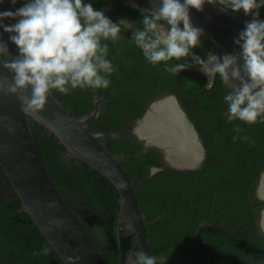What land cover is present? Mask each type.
<instances>
[{
    "label": "trees",
    "instance_id": "trees-1",
    "mask_svg": "<svg viewBox=\"0 0 264 264\" xmlns=\"http://www.w3.org/2000/svg\"><path fill=\"white\" fill-rule=\"evenodd\" d=\"M26 2L29 0H16L15 4L4 0L7 11L13 12ZM84 2L91 3L95 10H103L113 22L123 18L142 28L140 9L132 4L126 6L125 0ZM259 11V19L264 20V7ZM230 12L237 14L233 21L241 31L252 19L241 15L243 11ZM10 21L16 23L14 19ZM121 35L122 40L107 42L108 59L117 69L109 77L108 89H76L68 95L56 90L53 93L76 118L93 112L95 95L104 101L98 115L87 123V129L93 134H103L99 140L120 158L132 180L141 211L152 222L146 225L152 252L157 257L162 253L168 256L167 264L183 263L195 253L196 229L218 216L217 225L228 233L213 227L202 231L203 253L199 264H264V239L256 231L248 230L249 226L242 223L239 231L243 237L237 239L243 198L250 183L256 181L258 165L264 163V123L249 125L240 120L229 123L224 96L230 89L219 76L207 88L204 78L192 72V67L173 75L165 71L163 63L153 65L145 59L141 49L130 42L132 30L122 31ZM202 39L203 46L192 51L205 59L213 50V42ZM167 91L176 92L184 102L206 144L207 159L191 175L162 171L149 176V167L160 163L159 156L142 151V142L129 136L110 137V132L122 130L124 125L143 115L148 96ZM193 98L195 102L191 103ZM30 123L59 190L105 260L119 264L117 228L121 201L117 187L88 162L70 155L67 146L42 123L33 117ZM21 208V198L0 164V264H65L31 216ZM129 243L132 251L141 250L136 236ZM45 247L49 249L47 255H32Z\"/></svg>",
    "mask_w": 264,
    "mask_h": 264
},
{
    "label": "clouds",
    "instance_id": "clouds-1",
    "mask_svg": "<svg viewBox=\"0 0 264 264\" xmlns=\"http://www.w3.org/2000/svg\"><path fill=\"white\" fill-rule=\"evenodd\" d=\"M11 2L15 4L16 0ZM206 4L225 12L243 11L252 17L234 41L241 49L240 55L221 56L210 51L205 60L192 51L203 46L205 34L193 25L190 10L203 11ZM262 7L264 0H152L151 7L140 10L139 28L123 18L113 22L103 10H95L84 0H29L14 12H0V27L11 34L10 40L19 50V55L12 57L7 43L0 38V67L13 74L11 81L0 74V94L17 96L21 110L39 118L53 90L68 95L76 89H108L109 77L117 69L108 59L107 42L116 43L124 38L122 31L132 30L130 42L141 49L149 63H163L165 71L173 75L199 66L208 77L207 88L219 76L230 89L224 96L229 123H264V20L259 19ZM4 19H14L16 23L6 25L2 23ZM171 61L178 63L170 64ZM257 196L264 201V191ZM259 216V227L264 231V209ZM52 223L58 225L59 221ZM48 252L45 247L32 255ZM168 260L163 253L157 257L130 250L126 264H167Z\"/></svg>",
    "mask_w": 264,
    "mask_h": 264
},
{
    "label": "water",
    "instance_id": "water-1",
    "mask_svg": "<svg viewBox=\"0 0 264 264\" xmlns=\"http://www.w3.org/2000/svg\"><path fill=\"white\" fill-rule=\"evenodd\" d=\"M125 2L126 5L135 4L140 10L152 6V0H125ZM155 2L158 3L159 0ZM4 11H7V8L4 0H0V12ZM235 16L237 14L222 11L213 4H206L203 11H197L194 8L190 10L193 25L204 30L205 38L211 40L223 54L240 55L241 49L234 43L241 31L233 21ZM2 23L12 25L10 19H4ZM10 35L0 27V38L7 43L11 56L16 57L19 55V50L10 40ZM240 62L243 63V60L241 59ZM0 74L7 76L11 81L13 74L6 69L0 67ZM27 94H31L30 89ZM171 101L176 105L190 129L195 151L200 157L203 146L198 134L174 96ZM162 102L165 101L155 105ZM153 109L139 120L138 127L145 122L149 113L154 112L155 109ZM96 115L97 108L90 115L76 118L52 91L37 118L36 115L21 110L17 96L0 94V164L21 198V211L31 216L65 264H109L56 185L33 135L30 123V118L33 117L54 133L76 157L88 162L117 187L121 201L117 228L120 247L119 264H126L127 254L132 250L129 242L133 236H136L142 251L149 256H155L149 247L146 232V225L152 222L147 221L141 211L132 180L120 164V158L114 156L105 147L97 134L87 129L88 121ZM136 131L138 132V129ZM137 134L149 144L167 147L168 156L174 160L170 145L154 142L147 136L140 135L139 132ZM52 221H59V224ZM210 227L228 233L227 230L218 226L216 221L201 224L195 231V253L181 264H199L203 253L202 231ZM133 228L134 231L131 230Z\"/></svg>",
    "mask_w": 264,
    "mask_h": 264
},
{
    "label": "flooded vegetation",
    "instance_id": "flooded-vegetation-1",
    "mask_svg": "<svg viewBox=\"0 0 264 264\" xmlns=\"http://www.w3.org/2000/svg\"><path fill=\"white\" fill-rule=\"evenodd\" d=\"M126 6H128V5H126ZM181 27H183V25H181ZM202 38H205V36ZM205 39H207V38H205ZM211 52H214L217 55H221V56L223 55L221 50L214 43H213V50ZM206 59H207V57L205 58V60ZM112 63L114 64V62H112ZM192 72L202 76V78H204L206 85H207L208 77L203 72H201L199 70V66H195V67L193 66ZM173 96L176 98L181 109L185 112L189 122L194 127L195 132L198 134V138H199L200 143L203 146V152H202L201 156L192 164L191 163L190 164H177V163H175L168 156L167 147L164 148V147H161L157 144L147 143L145 140L139 138V136L137 134L138 132L136 131V129H138L139 120L142 119L144 117V115L149 110H152L156 103L161 102V101H165V102L161 103L164 106H166L167 102L172 104L174 111H176V115L173 113L171 118H170V120L173 124L172 127H174V128L180 127L183 130H185L182 123L179 122L177 119L180 116V113L178 112V110H176V108H177L176 105L171 101V98ZM95 97H96L94 99L95 107H94L93 111L95 110V108H97V115H98L99 110H100L99 109L100 103L103 104L104 101L98 95H95ZM190 102L191 103L195 102V99L194 98L191 99ZM144 106H145V111L141 117H139V118L137 117L133 121H131V123L124 125L122 130L120 129V130H117L114 132H110L111 133L110 137H112V138H124L126 136H129L133 139H136V140H139L142 142V151L154 153V154L158 155L160 163L153 164L149 167V170H148L149 176H154V175H156L162 171L165 173L167 172V173H173V174H179L180 173L182 175H191L194 171L199 170L203 166L204 162L207 159L206 144L204 142L203 135L201 134V131L199 130V128L197 126L196 120H194L189 109L185 106L184 102L179 98L177 93L167 91V92L160 93V94L150 95V96H148V99L145 100ZM168 109H170V108H168ZM168 109H166V110H168ZM185 127H186L187 131L191 133V131L187 127L186 123H185ZM153 131H154V133H166L168 130L166 129V127L162 126V123H161V124H158ZM170 132H174V130H170ZM139 133H140V131H139ZM95 134H97L98 137H103V134H101V133H95ZM167 136H169L168 133H167ZM169 140H170V143H168V145L170 144V146L171 145L175 146V143L182 144L183 142H185V140L175 139V138H172L171 136H169ZM170 152H172V151H170ZM68 153L70 155L75 156L69 149H68ZM172 153L175 154L174 152H172ZM174 159H176V157H174ZM258 169H259V172H258L257 178L255 179L256 180L255 183L254 182L250 183L247 195H245L243 198V206L241 207L240 214L238 217V221H240V224L237 227V232H240L239 227L242 225V223H244L247 226H249L248 230L256 231L260 235V237L264 239V231H261L260 227H259V219H260L259 213H260L261 209H264V201H261L260 199H258V196H257L258 192L264 191L263 190L264 163H260L258 165ZM242 218H245L246 220L241 221ZM218 219H219V217L216 216V218H215L216 223H217ZM227 220H228V217H227ZM242 237H243V234H241V232H240V237L237 239L240 240ZM253 263H255V262H253Z\"/></svg>",
    "mask_w": 264,
    "mask_h": 264
},
{
    "label": "bare ground",
    "instance_id": "bare-ground-1",
    "mask_svg": "<svg viewBox=\"0 0 264 264\" xmlns=\"http://www.w3.org/2000/svg\"><path fill=\"white\" fill-rule=\"evenodd\" d=\"M154 109V112L149 113L145 122L138 127V132L140 131L139 134L147 136L150 140L158 143H170L169 136L175 139L185 140V142H183L182 144L175 143V146L171 145L170 151L175 153L173 154L171 152V154L176 157V159H174L173 161L177 164L194 163L198 159L199 154L197 153V151H195L192 133L187 131L184 123V118L180 115L177 119L182 123L185 130L180 127L174 128L172 127L173 124L170 118L173 113L176 115V111H174L172 104L167 102L166 106H164L160 103V105H154ZM176 110L178 109L176 108ZM161 123L162 126L166 127L168 131L166 133H154L153 130L155 129V127ZM170 130H174V132H170ZM167 133L169 136H167Z\"/></svg>",
    "mask_w": 264,
    "mask_h": 264
},
{
    "label": "rangeland",
    "instance_id": "rangeland-1",
    "mask_svg": "<svg viewBox=\"0 0 264 264\" xmlns=\"http://www.w3.org/2000/svg\"><path fill=\"white\" fill-rule=\"evenodd\" d=\"M9 190L11 191V188H9Z\"/></svg>",
    "mask_w": 264,
    "mask_h": 264
}]
</instances>
